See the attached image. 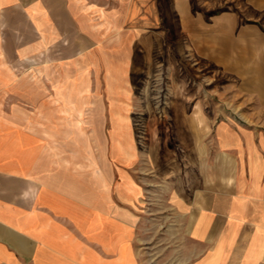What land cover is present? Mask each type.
I'll return each instance as SVG.
<instances>
[{
    "label": "crops",
    "instance_id": "1",
    "mask_svg": "<svg viewBox=\"0 0 264 264\" xmlns=\"http://www.w3.org/2000/svg\"><path fill=\"white\" fill-rule=\"evenodd\" d=\"M235 2L209 22L191 12L190 0H173L177 22L190 25L193 39L238 80L223 90L231 91V107L254 106L264 123V0ZM163 3L0 0V264H146L139 251L145 215L137 212L131 120L123 117L120 125V117L112 118L111 147L105 148L101 128L89 131L93 115L82 110L103 106L98 92L95 100L83 99L91 84H47L56 97L47 99L41 84L19 77L43 71L49 77L57 65L65 75L73 67L87 75L88 61L109 58L105 31L110 37L133 24L137 43L146 44V26L167 21ZM39 59L48 65L34 68ZM57 105L64 115L56 116ZM72 123L85 126L72 132ZM214 131L222 177L217 186L207 167L202 173L209 180L188 186L189 195L176 193L177 234L205 248L191 264H264V129L231 114ZM71 139L95 142L73 150L60 142Z\"/></svg>",
    "mask_w": 264,
    "mask_h": 264
},
{
    "label": "rangeland",
    "instance_id": "2",
    "mask_svg": "<svg viewBox=\"0 0 264 264\" xmlns=\"http://www.w3.org/2000/svg\"><path fill=\"white\" fill-rule=\"evenodd\" d=\"M235 1L190 0L191 12L203 15L210 22L236 6ZM164 10L167 13L166 23L162 17V23L146 26L145 38L141 35L146 44L140 39L141 43H137L139 28L131 26L133 24L120 27L110 37L105 31L104 49L105 53L108 51L109 58L105 55L104 60L88 61L85 67L87 75L79 74L80 70L74 67L65 75L57 65L49 77L43 74L44 71L29 72L19 77V81L26 85L41 84L47 99L56 98L47 84H55L56 87L69 83L91 84L92 90L88 88L83 99L95 100L93 94L98 92V104L103 99V106L82 110L84 115H93V121L90 120L93 123L86 124L89 131L101 128L105 148L111 147L110 137L116 125L112 118L120 117L117 120L121 121L120 125L125 121L123 117L131 120L136 137L132 167L141 192L137 212L145 215L140 256L146 264H191L205 256L206 252L204 247L197 246L185 235L177 234L179 220L174 216L177 210L176 193L185 196L190 190L188 186H200L204 179L209 180L208 173H202L207 167L212 171L210 179L216 177V185H219L224 162L217 154L214 131L217 121L232 114L242 117L247 125L253 127L264 129V123L257 122L254 106L231 107L233 102L227 100L231 91L226 93L223 90L235 87L233 82L238 80L235 76H226L223 61L214 54L209 56L207 45L198 44L196 38L193 39L190 25L185 27L177 22L181 14L176 12L173 0L162 4V16L165 15ZM131 36L132 41L136 39L133 43ZM143 46L145 51L140 49ZM130 56L132 59H128ZM47 62L46 59H39L34 68L47 66ZM70 94L78 100L75 97L77 93ZM64 111L56 106V116L64 115ZM77 111L79 109H74L73 114ZM96 116H102V124L95 122ZM67 126L75 132L85 124ZM60 142H64L65 148L73 150L82 141L71 139ZM94 142L84 140L82 143H88L90 147V143Z\"/></svg>",
    "mask_w": 264,
    "mask_h": 264
}]
</instances>
